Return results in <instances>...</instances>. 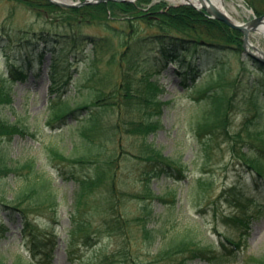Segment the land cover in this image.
I'll list each match as a JSON object with an SVG mask.
<instances>
[{
    "label": "trees",
    "instance_id": "1",
    "mask_svg": "<svg viewBox=\"0 0 264 264\" xmlns=\"http://www.w3.org/2000/svg\"><path fill=\"white\" fill-rule=\"evenodd\" d=\"M11 1L28 6L35 16L42 18L50 26V29H42L39 33V38L45 43L52 42V46L57 43L75 49L89 45L92 53L91 56L87 54L91 63L84 76L90 94L89 100L71 106L65 95L60 96L58 93L57 103L51 106L52 119H58L59 123L67 125H70L71 119L79 136V143L72 146L73 154L64 156L57 153L59 158H67L72 163L90 164L89 172L78 176L71 173L77 186L72 212L69 214L70 228L67 237L63 238L66 249L79 241L90 244L92 224L89 219L82 217L80 210L87 207L89 199L97 193L95 203H98L96 207L102 217L104 232L110 238L122 241L115 252L105 255L104 264H114L117 259L123 262L130 259L128 241L125 239L128 234L141 236V249L146 250L151 258L147 262L139 260L134 264H186L195 259L211 264H238L237 258L231 259L238 254L235 249L230 248V244L240 246L242 233L237 241L232 236L223 234L220 239L222 252H217L202 244L190 228H175L166 221L153 222L156 213L152 202L159 201L166 208L172 209V205L177 202V194L176 188L169 185L164 188V193H156L151 187L152 181L184 180L187 163L181 157L166 155L149 138L161 128L160 117L168 103L160 98L165 89L154 77L159 72L155 69L156 63L176 62V74L181 76L185 90L193 93V100L200 107L192 122L195 135L203 137L206 148L213 142L217 145L220 141L227 144L231 154L256 174L254 185L262 186V198L259 199L260 203L255 204L260 208L264 206V125L259 126L262 120L261 107L264 106V64L245 54L242 32L188 4H157L146 12L139 6L141 0L136 3L107 1L68 8L54 5L48 0ZM262 1L264 6V0ZM250 6L253 7V4L250 3ZM262 9L255 7L254 11L259 15L264 13V8ZM91 26L101 27L104 33L86 31L85 28ZM218 37L224 39L220 40ZM151 54L153 63L150 62ZM40 60L39 55L38 62ZM103 61L104 69L114 66L118 71L117 80L108 85L106 79H110V76H103L107 70L103 71V66L99 65ZM31 62L30 58H26L28 66ZM232 62L239 67L235 75ZM56 63L55 57H51L50 71L56 69ZM136 75L141 77L139 85H135ZM25 78V70L13 63L9 76L0 78V104L11 100L9 84ZM186 79L188 82H185ZM51 86L49 85L50 88ZM238 95L242 101L245 98L249 101L245 105L246 109H241L246 115L244 129L232 131L233 112L238 109L234 98ZM116 109H124L127 113L125 118L129 117L109 123L106 115ZM119 126L139 139L134 152H130L133 159L142 162L140 177L144 189L137 194L117 185L120 156L118 151L108 148L107 144L114 140L113 135L118 132ZM27 131L26 126L0 118V141L12 140L15 135L23 136ZM245 148L248 150L245 151ZM130 153L126 151L124 154ZM24 167L33 170L31 163H26ZM20 170L21 167H13L0 151V179L10 174H19ZM211 185V179L204 175H200L195 181V187L203 193ZM130 198L141 201V211L133 218L134 221L123 215L121 210L123 203ZM219 198L235 205V212L226 215V223L238 227L239 231L246 229L251 219V215L247 213V205L253 200L245 197L240 184L224 188ZM0 202L7 208L3 214L9 220L15 219L14 214L21 217V234L31 236L35 250L40 245L35 239L36 226L30 215L49 211L53 214L54 225L58 223L60 201L47 179L28 178L24 185L15 190L10 200ZM132 222L136 223L138 230H132ZM0 227L2 232L6 230L5 227ZM55 237V233L45 237L48 238L44 243L47 248L44 257L47 259L52 255ZM245 260L246 264H264V256L249 255ZM49 261L50 258L42 260L40 264ZM0 264L4 262L0 260Z\"/></svg>",
    "mask_w": 264,
    "mask_h": 264
},
{
    "label": "rangeland",
    "instance_id": "2",
    "mask_svg": "<svg viewBox=\"0 0 264 264\" xmlns=\"http://www.w3.org/2000/svg\"><path fill=\"white\" fill-rule=\"evenodd\" d=\"M63 1L77 3L84 0ZM107 1L138 2V0H106L71 5L65 8L106 3ZM228 1L237 5L238 9H231V13L241 23L251 19L253 14L255 15V7H259L261 10L264 8L262 0ZM248 2L252 3L253 7ZM157 4L178 6L187 3H172L168 0H149L148 2L141 0L139 2V6L146 12ZM198 10L206 12L205 9ZM248 10L252 12H248ZM42 29H50V26L46 25L42 18L35 16L28 6L11 0H0V78L9 76L13 63L24 69L27 74L26 80H17L9 84L11 100L1 102L0 118L28 127L25 135H15L12 140L3 139L0 141V151L1 154H5V159L13 167H21L19 174H10L0 179V200H10L15 190L24 185L28 178L34 180L41 177L50 181L57 193V199L60 201L56 228L51 212H35L30 215L31 221L36 226L34 236L40 245L36 250L33 249L31 236L21 235V217L14 214L15 219L9 220L3 214L7 208L0 202V226L7 228L2 232L0 227V260L4 264H40L42 260L46 261L50 258V262L46 264H104L105 255L115 252L122 241L118 238H110L104 232L101 224L102 217L96 207L98 203H95V199L98 197L97 193L89 199V205L80 210L82 217L89 219L92 224L90 244L79 241L66 249L65 242L62 240L67 237V231L70 228L69 214L72 212L74 191L77 186L71 173L78 176L89 172L90 164L72 163L67 158H59L57 153L64 156L73 154L72 146L79 143V136L73 128L74 122L71 119L69 120L70 125L59 123L58 119H52L53 109L51 108L58 101V93L60 96L65 95L71 106L89 100L90 94L87 91V82L84 76L87 66L91 63L89 57L87 59V54L91 56L92 53L89 51V45L75 49L57 43L55 46H52V42L45 43L39 38ZM85 29L94 34L104 33V30L98 26ZM218 38L224 39L223 37ZM249 39L264 53L263 36H258L253 31L250 33ZM39 55L41 56L40 62H38ZM150 56V62L153 63V55ZM51 57H55L57 60L56 69L52 71L49 69ZM26 58L31 59L30 66L26 64ZM232 61H234L233 58ZM104 62L99 65L103 66ZM235 64L232 62V68L235 70L234 75L239 70ZM177 67L176 62L156 63L155 69H158L159 72L154 77L163 84L165 89L160 98L168 103L164 106L160 117L161 128L151 134L149 139L166 155L174 158L181 157L186 161L187 172L184 180L180 182L165 179L152 181L151 187L156 193H164V188L169 185L176 188L177 194V202L172 205V209L166 208L159 201L152 202V208L156 213L153 222L163 223L166 221L170 226L174 225L175 228H190L202 244L220 252L222 235L227 234L238 240L240 231L238 227L229 225L225 220L226 215L235 212L234 204L226 202L222 198L219 200V195L224 188H228L232 184H240L245 197L253 200L247 205V213L251 215V219L242 234L243 240L237 249L238 255L231 259L237 258L238 264H246L245 259L249 255L264 256V207L256 206L261 202L259 199L262 198L260 191L262 186L254 185V180H257L256 174L251 173L240 159L231 154L225 142L220 141L218 145L213 142L206 148L203 137L199 138L195 135L192 122L200 107L193 100V93L185 90L186 88L182 84L183 79L176 74ZM105 70L107 72H104L103 76L106 78L110 76V79H106L107 85L109 82L117 80L116 67L104 69L103 66V71ZM134 78L135 85H139L140 75H136ZM49 85H52L51 88ZM234 101L238 109L233 112V116L231 115V128L232 131H240L244 129L246 117L242 110L246 109L245 105H248L249 100L245 98L242 101L238 95ZM261 113L262 120L259 126L262 127L264 125V106L261 107ZM126 114L124 109H116L108 113L106 119L109 123H116L119 120L128 119L129 116L125 118ZM113 139L107 146L118 151L120 156L117 185L130 193L142 192L144 189L140 177L142 162L133 159L131 155L139 139L126 133L121 127L113 135ZM246 150L248 149L245 148ZM126 151L131 153L124 154ZM26 163H31L33 170L30 171L29 168L24 167ZM200 175L207 176L212 181V185L205 193L195 187V181ZM5 203L9 204L6 201ZM121 210L123 215L134 221L133 218L141 211V201L127 199ZM131 226L133 231L139 228L135 222H132ZM1 233L3 234L1 235ZM51 233L56 234V244L52 256L47 259L44 257L47 249L44 247V243L48 239L45 237H50ZM125 239L128 241V254L131 257L128 261L125 260L126 262L117 259L114 264H134L139 260L147 262L151 259L147 251L141 249V242H143L141 236L128 234ZM70 252L71 255H69ZM70 257H73V260H70ZM186 264L211 263L195 259Z\"/></svg>",
    "mask_w": 264,
    "mask_h": 264
},
{
    "label": "water",
    "instance_id": "3",
    "mask_svg": "<svg viewBox=\"0 0 264 264\" xmlns=\"http://www.w3.org/2000/svg\"><path fill=\"white\" fill-rule=\"evenodd\" d=\"M50 1L56 5L67 7V6H71V5L74 6L77 4H85V3H89V2L106 1V0H84L82 2H77V3H72V2L69 3V2H66L63 0H50ZM188 4H191V3H188ZM193 6H195V5H193ZM195 7H197V6H195ZM202 8H204L207 11V13L210 17L218 19L220 21H223L224 23H226L231 28L242 31V33L244 35L243 36V40H244L243 46L245 48L246 53H248L253 58L260 61L262 64H264V53L260 50H257L256 48H253L252 44L249 41L250 32L256 30L258 28V26L264 22V14L259 15V16H254L252 19H250L247 22L238 23V22H234L233 20H231L226 14H224L223 12H221L220 10H218L214 6L202 7Z\"/></svg>",
    "mask_w": 264,
    "mask_h": 264
},
{
    "label": "bare ground",
    "instance_id": "4",
    "mask_svg": "<svg viewBox=\"0 0 264 264\" xmlns=\"http://www.w3.org/2000/svg\"><path fill=\"white\" fill-rule=\"evenodd\" d=\"M172 3H177V2H183V3H191L197 8H202V7H209V6H214L224 14H226L231 20L234 22L240 23L231 13V9L237 10V5L234 3L228 1V0H168ZM250 12V10H248ZM256 35H260L264 37V22L261 23L258 28L255 30ZM250 43L252 44L253 48H256L257 50H260L257 46H255L251 41Z\"/></svg>",
    "mask_w": 264,
    "mask_h": 264
}]
</instances>
